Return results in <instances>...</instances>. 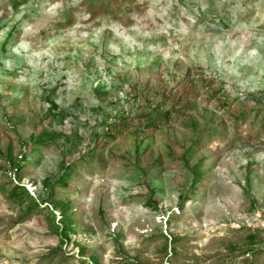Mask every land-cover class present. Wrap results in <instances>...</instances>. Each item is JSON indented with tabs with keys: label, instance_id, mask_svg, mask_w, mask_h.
<instances>
[{
	"label": "rangeland",
	"instance_id": "374dc122",
	"mask_svg": "<svg viewBox=\"0 0 264 264\" xmlns=\"http://www.w3.org/2000/svg\"><path fill=\"white\" fill-rule=\"evenodd\" d=\"M0 264H264V0H0Z\"/></svg>",
	"mask_w": 264,
	"mask_h": 264
},
{
	"label": "trees",
	"instance_id": "16d2710c",
	"mask_svg": "<svg viewBox=\"0 0 264 264\" xmlns=\"http://www.w3.org/2000/svg\"><path fill=\"white\" fill-rule=\"evenodd\" d=\"M147 125H152L151 122L148 121L147 119ZM55 135V133H52V134H48L44 131H42V133H40V135L38 136V139H36L37 142H43V141H47V139H54L53 136ZM32 140H33V137H31ZM30 138V140H31ZM64 172L62 173V175L54 180L53 182H48L46 184V189L48 188L49 193L51 194L52 191H53V187H56V186H62L64 181L69 178L68 175H66L65 171L67 172V167H64L63 168ZM194 172V176H198L200 174V169H196L193 171ZM63 182V183H62ZM11 186L10 188L8 189L7 193H8V196L14 200H19L23 194V192H25L27 194V192L25 191V188L23 185L20 184V182H17V183H13L11 182L10 183ZM31 198V196H29ZM33 205H31L29 208H35L38 206L39 203L33 201L32 202ZM57 229H59V227H56ZM60 238L63 240L65 237L68 236L69 234V228H68V225L65 223V221H63V223L61 224V227H60ZM64 237V238H63Z\"/></svg>",
	"mask_w": 264,
	"mask_h": 264
}]
</instances>
